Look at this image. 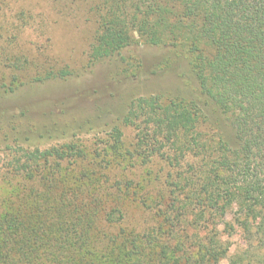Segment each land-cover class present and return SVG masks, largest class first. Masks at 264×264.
Returning <instances> with one entry per match:
<instances>
[{
    "label": "trees",
    "instance_id": "trees-1",
    "mask_svg": "<svg viewBox=\"0 0 264 264\" xmlns=\"http://www.w3.org/2000/svg\"><path fill=\"white\" fill-rule=\"evenodd\" d=\"M90 1L91 63L163 48L191 90L133 99L95 152L77 136L11 149L0 167V264H224L235 207L248 244L227 264H264V0ZM33 64L37 75L0 81V95L73 76ZM130 204L152 224L127 225Z\"/></svg>",
    "mask_w": 264,
    "mask_h": 264
},
{
    "label": "rangeland",
    "instance_id": "rangeland-1",
    "mask_svg": "<svg viewBox=\"0 0 264 264\" xmlns=\"http://www.w3.org/2000/svg\"><path fill=\"white\" fill-rule=\"evenodd\" d=\"M91 5L90 0H0L1 83L25 82L37 75L33 63L40 62L73 74L0 95V167L8 165L12 150L60 146L74 136L95 152L133 99L169 98L191 90L175 57L163 48L135 45L121 56L91 63L89 50L96 29ZM12 57L24 59L23 70L10 66ZM133 137L134 131L125 128L126 146ZM142 171H137L139 180L146 178ZM243 210L235 207L226 217L232 235L225 236L231 249L224 264L248 244L244 230L249 221L245 222ZM126 220L138 231L152 224L151 215L136 204L126 206Z\"/></svg>",
    "mask_w": 264,
    "mask_h": 264
}]
</instances>
